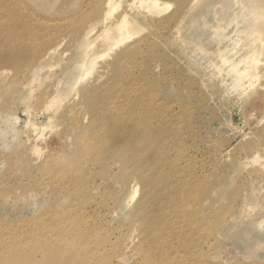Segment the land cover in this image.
I'll use <instances>...</instances> for the list:
<instances>
[{
  "label": "rangeland",
  "instance_id": "rangeland-1",
  "mask_svg": "<svg viewBox=\"0 0 264 264\" xmlns=\"http://www.w3.org/2000/svg\"><path fill=\"white\" fill-rule=\"evenodd\" d=\"M19 1L32 26L0 0V44L24 37L30 45L17 66L0 64V248L14 244L4 243L11 234L63 244L67 234H87L102 244L89 248L95 264L102 256L119 264H264V103L247 78L239 86L228 71L256 50L264 0H159L168 6L158 13L136 2L128 8L134 35L110 54L135 50L110 79L117 113L105 110L117 131L131 126L125 121L143 129L141 140L127 142L107 133L106 123L95 134L87 128L81 92L102 82L94 83L97 68L77 78L85 44L104 53L99 32L130 0L105 23L90 0ZM54 85L62 108L75 102L71 124L33 129L32 119L48 116L42 109ZM152 212L155 229L143 220ZM10 254L0 259L11 264Z\"/></svg>",
  "mask_w": 264,
  "mask_h": 264
},
{
  "label": "bare ground",
  "instance_id": "bare-ground-1",
  "mask_svg": "<svg viewBox=\"0 0 264 264\" xmlns=\"http://www.w3.org/2000/svg\"><path fill=\"white\" fill-rule=\"evenodd\" d=\"M93 1L90 0L92 4L101 8L98 12V17L100 20L98 19V17H96V20L105 23L106 20H108V18L111 16L113 11L121 7L120 2L122 0H99V1L96 0L98 4L93 3ZM135 2L137 3V5L146 9V11L148 10L151 13L154 12L158 13V7L161 4L165 5V7L168 6L167 4L168 2L163 3L159 0H130V3L128 4L125 3L123 10L120 11V14L116 17V19H114V21L112 22L109 21L110 22L109 24H104L101 31L99 32L98 37H101V41L106 45L105 52L103 51L104 53L102 54L96 53L95 50L92 49L94 42L93 44H91L88 43L91 41H88L85 44L83 49L84 59L81 64L82 68L80 67L81 75L79 74L77 78V81L78 82L80 81L81 83L90 73L93 72L95 68H97L96 70L97 72L95 73L96 77L94 78V83L100 84L102 82L101 84L102 86L98 85L100 87L90 88V85H87L85 88H83L79 100L81 103V110L83 111L86 110V113H88L90 116L87 128L92 129L95 134L96 131L102 127V123H106L107 124L106 132L110 133L111 135H114L115 137L126 135L127 137H125V142H127L131 137H134L137 140H141L142 136L145 135L144 132L142 131L143 129L137 123H133L131 121H125L131 126L127 130L117 131L115 126L116 122L111 120L110 118H109L110 120H107V117H105V110H111L117 113L115 106L117 103L116 101L117 99H115L116 94L113 96L111 91V88L112 87L114 88L115 86H112L110 79L115 71H119L120 67L122 66V63L125 60V57L128 56L129 53H132L135 50L134 48L131 47L133 46L132 44L131 46L130 45L126 46L125 48H123L118 53H115L114 55L110 54L114 49L128 42L131 39V36L134 35L132 32V26L129 22L128 8H130V6L135 4ZM176 4L178 6H181L183 4V0H176ZM7 7L13 13L19 11L20 20L23 21L27 26L33 25V23L29 20L30 10L23 1L9 0ZM258 21H259L258 29L256 30V34H255L256 36L255 39L257 41V46H256L257 48L255 47L256 50L254 51V53H252L249 63L242 68L239 67L238 64H231L228 68V71L233 72L235 74L236 76L235 82L239 86L241 85L242 79L247 78L248 83L253 87V90L256 93V96L254 97L256 101H260L264 103V54L263 56H260V54L262 53V49L264 50V10L262 11V9L259 12ZM89 32L90 31L82 34L81 38L88 39ZM219 35H221V32ZM39 36L40 39L43 40L47 39L46 34H40ZM0 38L3 37L0 36ZM52 51L53 49L46 51L45 53L41 54L39 58L41 56L42 57L45 56L46 54ZM29 52H30V45L24 37L17 38L11 42L2 40V44H0V64H9V65L17 66L21 62L23 55L29 56ZM109 56H111V58H109L110 59L109 61L102 62L105 61L104 59L106 57L108 58ZM29 71H31V73L34 72L33 74L34 77L32 78V80L36 79L38 75L36 76L35 69H33V67L31 66ZM57 87L58 86H55V88ZM62 99H63V93L61 90H58V88L55 90L52 89L48 91L42 109L43 111H46V114L48 113V116H46L45 119H41L39 116V118H36L35 120L32 119L30 123H28L29 122L28 119L27 120L22 119V121L32 125L33 129H37V130L39 129L40 131L44 130L47 126L50 127L55 121L58 122L59 120L63 123L67 122L71 124V120L67 116L69 113L76 112L77 109L73 106L75 102L68 101L65 104V107L62 108V106H64V104L62 103L63 102ZM99 106H101L100 112L95 110V108ZM261 112L264 114V105L262 106ZM74 127L75 124H73V128ZM33 129L31 132L35 133L36 130L34 131ZM133 132H135L136 135H133ZM39 135L37 134V137ZM38 139L39 138H36V141H38ZM84 147H87V145L84 144ZM91 147L92 145L90 146V148ZM134 148L135 147L130 148L128 150L131 151ZM136 148L145 149L146 147L144 144H141V146L136 145ZM256 152L259 153L258 149L256 150ZM36 153L37 155H40V151L38 149H36ZM251 159L252 161H257L258 154H254ZM261 166L262 167L260 170L261 172H264V164H261ZM135 191L136 188H134L133 194L135 193ZM187 194L188 193H186L185 195ZM157 219L158 216L156 212H152V214L149 217L146 215V218H144L143 220L145 224L149 222L150 227L155 229L158 223ZM41 236L46 237V235L44 234L39 236L34 235L30 237H23L17 234H11L8 237H5L6 240L4 241V243L7 244L13 242L14 244L5 245L4 248H0V253H11L9 255V258L12 259L11 264H95L92 261V254L90 256L89 248H97V247L99 248L102 246V244L99 243L98 241L96 244H93L94 239L87 234L76 235V236H73V234H67L64 237V244L57 241L46 242V240L37 239L38 237ZM67 236H71L74 239V242L71 243V245L65 244V240ZM52 252L57 255H53ZM176 257H177L176 255L169 257L168 262L171 263L172 261L171 259H174ZM0 264H9L8 258L2 257L0 259ZM100 264H119V263H114L113 258L111 256H106V257L102 256L100 260ZM181 264H191V263H188L183 259Z\"/></svg>",
  "mask_w": 264,
  "mask_h": 264
}]
</instances>
